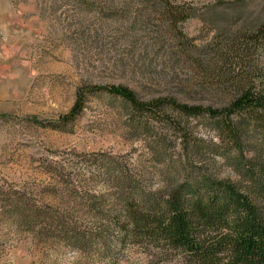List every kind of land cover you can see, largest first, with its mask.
I'll return each mask as SVG.
<instances>
[{"label": "rangeland", "instance_id": "obj_1", "mask_svg": "<svg viewBox=\"0 0 264 264\" xmlns=\"http://www.w3.org/2000/svg\"><path fill=\"white\" fill-rule=\"evenodd\" d=\"M171 3L190 16L174 25L156 0H0V264H171L119 223L126 192L203 193L212 181L261 192L255 120L231 115L234 140L220 115L165 105L145 120L118 96L87 91L124 85L141 100L220 110L245 86L264 90V36L249 38L264 0ZM79 90L80 113L60 123ZM10 198L40 224H18ZM50 217L69 225L47 226Z\"/></svg>", "mask_w": 264, "mask_h": 264}, {"label": "trees", "instance_id": "obj_2", "mask_svg": "<svg viewBox=\"0 0 264 264\" xmlns=\"http://www.w3.org/2000/svg\"><path fill=\"white\" fill-rule=\"evenodd\" d=\"M167 7L168 19L174 25L190 16L187 7L174 5L171 0H156ZM264 36V22L250 33V39ZM90 93L104 91L126 101L132 112L145 120L163 117L168 109L186 116L207 112L220 115V123L229 135L238 140L231 115L242 114L261 123L264 117V90L245 86L239 96L220 110L198 104L180 103L174 98L141 100L124 85L88 87ZM83 90H79L70 111L59 122L73 120L81 111ZM55 125L56 122H49ZM251 196L237 185L226 181H212L203 192L189 193L184 185L165 195L126 192L120 207L119 223L130 226L129 235L165 256L171 264H264V186ZM15 207L13 219L37 226V211L21 209V201L10 198ZM50 219V220H49ZM47 226H68L65 219L50 217ZM38 221V222H37ZM165 258H162L163 260Z\"/></svg>", "mask_w": 264, "mask_h": 264}]
</instances>
